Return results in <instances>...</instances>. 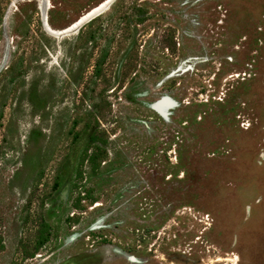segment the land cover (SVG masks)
I'll list each match as a JSON object with an SVG mask.
<instances>
[{
    "label": "rangeland",
    "instance_id": "1",
    "mask_svg": "<svg viewBox=\"0 0 264 264\" xmlns=\"http://www.w3.org/2000/svg\"><path fill=\"white\" fill-rule=\"evenodd\" d=\"M102 1L0 0V264H264V0Z\"/></svg>",
    "mask_w": 264,
    "mask_h": 264
},
{
    "label": "water",
    "instance_id": "2",
    "mask_svg": "<svg viewBox=\"0 0 264 264\" xmlns=\"http://www.w3.org/2000/svg\"><path fill=\"white\" fill-rule=\"evenodd\" d=\"M114 0H103L101 3H99L98 5H96L95 7H92L89 11H87L84 15V17L82 18V22L78 25L76 31H78V29L85 24L86 22L90 21L92 18L96 17L97 15H99L100 13H102L104 10H106L113 2ZM80 19V18H79ZM79 19L77 21H79ZM43 21V20H42ZM75 23V22H74ZM70 24L69 26L63 28L62 30H58L59 32V36L62 34H68L71 31V27L74 24ZM45 25V23H44ZM75 31V32H76Z\"/></svg>",
    "mask_w": 264,
    "mask_h": 264
},
{
    "label": "bare ground",
    "instance_id": "3",
    "mask_svg": "<svg viewBox=\"0 0 264 264\" xmlns=\"http://www.w3.org/2000/svg\"><path fill=\"white\" fill-rule=\"evenodd\" d=\"M84 17V16H83ZM80 18V19H79ZM78 19H79V21H75V23L72 25V27H71V30H73V32H75L76 31V29H77V27H78V25L82 22L81 20V17H79ZM42 20H43V26H44V28L45 29H47V26H49V25H47V22H46V20H45V17L43 16V18H42ZM44 23H45V25H44ZM72 24V23H71ZM72 32V31H71ZM54 33H56V32H54ZM58 34H59V32H57ZM63 35V34H62Z\"/></svg>",
    "mask_w": 264,
    "mask_h": 264
},
{
    "label": "trees",
    "instance_id": "4",
    "mask_svg": "<svg viewBox=\"0 0 264 264\" xmlns=\"http://www.w3.org/2000/svg\"><path fill=\"white\" fill-rule=\"evenodd\" d=\"M96 19H98V16H96L95 18L91 19L90 22H92L93 20H96ZM94 38H95V34H93L92 36H90V39L91 40H94ZM77 138H78V136H75L74 141L77 140Z\"/></svg>",
    "mask_w": 264,
    "mask_h": 264
}]
</instances>
